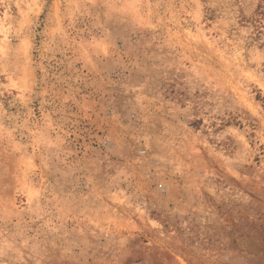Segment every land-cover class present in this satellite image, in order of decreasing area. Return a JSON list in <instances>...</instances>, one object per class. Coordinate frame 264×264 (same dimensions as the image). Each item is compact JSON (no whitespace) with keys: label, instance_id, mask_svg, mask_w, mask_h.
<instances>
[{"label":"rangeland","instance_id":"374dc122","mask_svg":"<svg viewBox=\"0 0 264 264\" xmlns=\"http://www.w3.org/2000/svg\"><path fill=\"white\" fill-rule=\"evenodd\" d=\"M0 264H264V0H0Z\"/></svg>","mask_w":264,"mask_h":264}]
</instances>
